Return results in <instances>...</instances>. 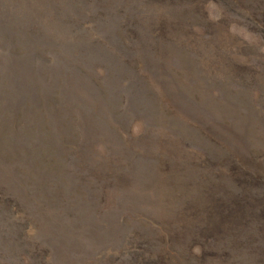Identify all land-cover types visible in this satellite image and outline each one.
Returning a JSON list of instances; mask_svg holds the SVG:
<instances>
[{
  "label": "rangeland",
  "instance_id": "374dc122",
  "mask_svg": "<svg viewBox=\"0 0 264 264\" xmlns=\"http://www.w3.org/2000/svg\"><path fill=\"white\" fill-rule=\"evenodd\" d=\"M0 264H264V0H0Z\"/></svg>",
  "mask_w": 264,
  "mask_h": 264
}]
</instances>
